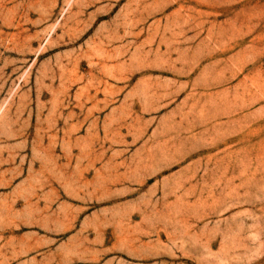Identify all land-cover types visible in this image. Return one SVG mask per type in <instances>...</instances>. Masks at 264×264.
<instances>
[{"label": "rangeland", "instance_id": "374dc122", "mask_svg": "<svg viewBox=\"0 0 264 264\" xmlns=\"http://www.w3.org/2000/svg\"><path fill=\"white\" fill-rule=\"evenodd\" d=\"M28 198L26 261L264 264V0H0V206Z\"/></svg>", "mask_w": 264, "mask_h": 264}, {"label": "crops", "instance_id": "0c3cea01", "mask_svg": "<svg viewBox=\"0 0 264 264\" xmlns=\"http://www.w3.org/2000/svg\"><path fill=\"white\" fill-rule=\"evenodd\" d=\"M38 199H27L21 205L23 210L17 209V205L12 203L7 206H0V264H37L38 259L32 258L23 260L28 257V253L35 252L37 249L36 242L39 238V232L43 230V223L39 218L43 214V205L41 203H33ZM28 225L25 230L22 227ZM7 226V227H5ZM9 227V228H8ZM9 230L11 233H23L21 240L31 242L27 245L11 249L7 244L2 243L4 232Z\"/></svg>", "mask_w": 264, "mask_h": 264}]
</instances>
